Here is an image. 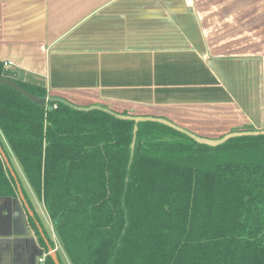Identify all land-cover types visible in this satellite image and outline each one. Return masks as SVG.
<instances>
[{"label":"trees","instance_id":"1","mask_svg":"<svg viewBox=\"0 0 264 264\" xmlns=\"http://www.w3.org/2000/svg\"><path fill=\"white\" fill-rule=\"evenodd\" d=\"M15 81L52 98L42 81ZM133 126L0 84V132L70 263L264 264V133L212 147L142 121L131 150ZM16 182L0 156V196Z\"/></svg>","mask_w":264,"mask_h":264},{"label":"crops","instance_id":"2","mask_svg":"<svg viewBox=\"0 0 264 264\" xmlns=\"http://www.w3.org/2000/svg\"><path fill=\"white\" fill-rule=\"evenodd\" d=\"M0 61L49 96L206 137L264 125V0H0ZM25 183L32 215L18 189L0 196V264H38L47 251L33 203L56 235Z\"/></svg>","mask_w":264,"mask_h":264},{"label":"water","instance_id":"3","mask_svg":"<svg viewBox=\"0 0 264 264\" xmlns=\"http://www.w3.org/2000/svg\"><path fill=\"white\" fill-rule=\"evenodd\" d=\"M18 78V72L15 70L10 69L9 67H4L2 69L1 75H0V84H4L7 85L11 88H13L14 90L18 91L19 93H21L22 95H24L25 97H27L28 99H30L31 101L35 102V103H46L48 100H52L53 102H61L65 105H68L71 108L77 109V110H83V111H87V110H92V109H100L103 111H106L108 113H110L111 115L120 118V119H127V120H132L134 121V126H133V139L132 142L130 144L131 150H133L134 148V141H135V134L137 131V124L139 122L142 121H155V122H159L161 124H164L172 129H175L185 135H187L188 137H190L191 139H193L195 142L199 143V144H203V145H208V146H217L220 145L222 143H224L226 140H228L229 138L235 137V136H244V135H257L259 133H264V130H240V131H232V132H228L225 133L219 137H206V136H202V135H198L176 123H173L172 121L163 118V117H157V116H151V115H130V114H122L119 112H116L112 109H109L107 107H104L102 105L99 104H93V105H88V106H79L76 105L64 98L61 97H52V98H40L26 90H24L22 87H20L17 83H16V79ZM52 107V106H50ZM0 156L2 158V160L4 161V164L6 165V167L8 168V170L10 171L11 175L14 177V179L17 181V177L16 174L9 162V159L5 153V151L3 150L1 144H0ZM16 186L17 189L19 191V196L20 199L23 201L25 208L27 209V211L29 212L30 215H32L31 210L29 209L28 206V201H26L24 195L21 193V189H20V185L18 182H16ZM40 228V226H39ZM41 235L44 237V240L46 241V247H47V251L49 252V256L51 257V259L53 260V262L55 264H60L58 257H57V253L56 251L48 244L44 233L42 231V229H39Z\"/></svg>","mask_w":264,"mask_h":264},{"label":"rangeland","instance_id":"4","mask_svg":"<svg viewBox=\"0 0 264 264\" xmlns=\"http://www.w3.org/2000/svg\"><path fill=\"white\" fill-rule=\"evenodd\" d=\"M235 125H236V126L231 127V128L229 129V131H227L226 133H228V132H232L233 130H235V131L244 130V129H246L250 124H242V125H241V124H235ZM250 126H252L253 128L257 129V127L254 126V125H250ZM261 129H264V125H263V127H261ZM257 130H259V129H257ZM0 142H1L2 146H3V149H4V151H5V153H6L7 157H8V159H9V162H10L11 166L13 167V169L15 170V172H16L18 178L20 179L21 185L24 187V189H25L26 192L28 193L27 188H26V183H25V177H24V175H23V173H22V171H21V168H20V166H19V164H18V162H17L15 156H14L13 153L11 152V150H10L8 144L6 143V141H5L4 137H3V135L1 134V132H0ZM33 205H34V208H35V210H36V212H37V215H38V217H39V219H40V221H41V223H42V225H43V229L45 230L46 235H47L51 240H53L55 244H57V252H58V254H59V256H60V258H61V260H62V263H63V264H70L67 255H66L65 252L63 251V248L59 247L60 242H59V238H58V236H57V235H53V236H52V233H51V230H50V225H49V223H46V222L44 221V219H43V217H42L40 211H39L38 208H37V206H36L34 203H33ZM53 234H54V233H53ZM55 234H56V233H55ZM58 248H59V249H58Z\"/></svg>","mask_w":264,"mask_h":264},{"label":"built area","instance_id":"5","mask_svg":"<svg viewBox=\"0 0 264 264\" xmlns=\"http://www.w3.org/2000/svg\"><path fill=\"white\" fill-rule=\"evenodd\" d=\"M191 0H186V3H190ZM8 64H10V62L6 61L4 62V66H7ZM54 250H56L55 248H53ZM49 255L48 251H43L40 256L37 258V263L38 264H45L46 258Z\"/></svg>","mask_w":264,"mask_h":264}]
</instances>
